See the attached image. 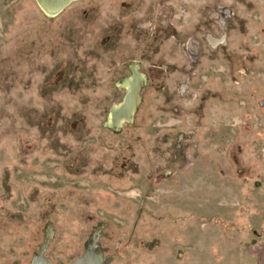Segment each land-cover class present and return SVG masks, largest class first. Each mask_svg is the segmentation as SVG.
I'll return each instance as SVG.
<instances>
[{"label": "rangeland", "instance_id": "1", "mask_svg": "<svg viewBox=\"0 0 264 264\" xmlns=\"http://www.w3.org/2000/svg\"><path fill=\"white\" fill-rule=\"evenodd\" d=\"M261 237L264 0H0V264H254Z\"/></svg>", "mask_w": 264, "mask_h": 264}, {"label": "water", "instance_id": "2", "mask_svg": "<svg viewBox=\"0 0 264 264\" xmlns=\"http://www.w3.org/2000/svg\"><path fill=\"white\" fill-rule=\"evenodd\" d=\"M130 79L129 87L126 90L122 101L118 103L116 107L113 106L109 111L107 117L108 125L112 128L120 127L123 122L130 120L137 108L141 76L135 69H132ZM41 264H50V262L43 259ZM72 264H98V261L90 252H85L75 259Z\"/></svg>", "mask_w": 264, "mask_h": 264}, {"label": "bare ground", "instance_id": "3", "mask_svg": "<svg viewBox=\"0 0 264 264\" xmlns=\"http://www.w3.org/2000/svg\"><path fill=\"white\" fill-rule=\"evenodd\" d=\"M38 5L50 16L57 15L75 0H36Z\"/></svg>", "mask_w": 264, "mask_h": 264}, {"label": "crops", "instance_id": "4", "mask_svg": "<svg viewBox=\"0 0 264 264\" xmlns=\"http://www.w3.org/2000/svg\"><path fill=\"white\" fill-rule=\"evenodd\" d=\"M254 264H264V237L253 243Z\"/></svg>", "mask_w": 264, "mask_h": 264}, {"label": "flooded vegetation", "instance_id": "5", "mask_svg": "<svg viewBox=\"0 0 264 264\" xmlns=\"http://www.w3.org/2000/svg\"><path fill=\"white\" fill-rule=\"evenodd\" d=\"M130 81H131V79H128V80L126 81V83H125L126 88L129 87V82H130ZM115 107H116V105H115Z\"/></svg>", "mask_w": 264, "mask_h": 264}]
</instances>
